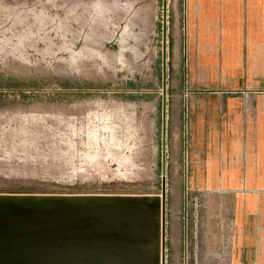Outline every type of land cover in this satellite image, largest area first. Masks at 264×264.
I'll return each mask as SVG.
<instances>
[{
    "label": "rangeland",
    "instance_id": "374dc122",
    "mask_svg": "<svg viewBox=\"0 0 264 264\" xmlns=\"http://www.w3.org/2000/svg\"><path fill=\"white\" fill-rule=\"evenodd\" d=\"M166 5L164 264H194L233 231L212 160L264 119V81L221 71L197 0ZM161 27L162 0H0V194L161 198Z\"/></svg>",
    "mask_w": 264,
    "mask_h": 264
},
{
    "label": "water",
    "instance_id": "95a60500",
    "mask_svg": "<svg viewBox=\"0 0 264 264\" xmlns=\"http://www.w3.org/2000/svg\"><path fill=\"white\" fill-rule=\"evenodd\" d=\"M166 0H162V195L0 194V264H164Z\"/></svg>",
    "mask_w": 264,
    "mask_h": 264
},
{
    "label": "crops",
    "instance_id": "0c3cea01",
    "mask_svg": "<svg viewBox=\"0 0 264 264\" xmlns=\"http://www.w3.org/2000/svg\"><path fill=\"white\" fill-rule=\"evenodd\" d=\"M197 1L191 21L200 12L201 38L209 37L221 71L230 80L264 81V0ZM230 105L240 108L239 100ZM257 105L264 108V96ZM247 125L248 132L228 140L210 171L219 179L212 214L227 207L233 231L196 235L194 264H264V119Z\"/></svg>",
    "mask_w": 264,
    "mask_h": 264
},
{
    "label": "bare ground",
    "instance_id": "6f19581e",
    "mask_svg": "<svg viewBox=\"0 0 264 264\" xmlns=\"http://www.w3.org/2000/svg\"><path fill=\"white\" fill-rule=\"evenodd\" d=\"M94 5V4H93ZM96 6V5H95ZM99 6V5H98ZM108 7V6H107ZM98 8V7H97ZM102 9V8H101ZM104 9H106V8H104ZM94 10H96V9H94ZM106 10H104V12H105ZM97 12H99L98 10H97ZM103 12V13H104ZM96 22V21H95ZM39 23V22H38ZM61 29V28H60ZM162 56H163V52H162ZM162 62H163V60H162ZM161 67H162V63H161ZM37 195V194H36ZM57 196V195H56ZM63 196H67V195H63ZM72 196H76V195H72ZM96 196H132V195H96ZM134 196H143V195H134ZM152 196H154V195H152ZM133 197V196H132Z\"/></svg>",
    "mask_w": 264,
    "mask_h": 264
}]
</instances>
